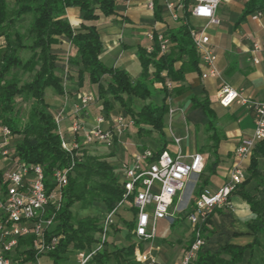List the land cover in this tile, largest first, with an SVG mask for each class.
<instances>
[{"label":"trees","instance_id":"obj_1","mask_svg":"<svg viewBox=\"0 0 264 264\" xmlns=\"http://www.w3.org/2000/svg\"><path fill=\"white\" fill-rule=\"evenodd\" d=\"M70 8H76L79 12L81 23L77 28H72L61 18ZM191 8L192 0H184L179 26L163 33L170 43L167 53L159 52L156 40L149 53L144 48L137 49L141 73L137 79H132L123 70L104 66L99 59L102 46L94 23L101 17H111L118 13L114 1L14 0L10 6L5 0H0V37L4 40L3 49L0 50V125L7 127L19 139L13 148L9 167L21 162L40 165L49 181L55 168L66 167L71 163L69 155L61 147L54 113L45 98V90L48 88L56 96L65 95L64 69L65 81L69 79L74 82L77 90L83 87L84 79L89 85L96 86L97 102L106 114L118 104L124 110V116L133 121L138 139L143 136L149 138L154 133L163 141L165 116L169 109L168 94L164 88L160 90L154 86L157 83L164 85L167 80L172 83L181 82L184 64L178 68L175 65L184 56L190 67L197 69L199 61L189 36V30L193 28L190 24ZM159 10L155 1L153 11L156 20L160 19ZM255 13H264V0L246 1L242 18ZM25 16H31V21L25 32L21 33L17 25ZM60 37L68 39L72 47V54L65 59L51 52ZM25 48L30 49L32 55L23 62L18 56V50ZM62 62L66 68L58 67ZM35 68L36 72L30 80L21 84L18 72H29ZM71 73L74 77L70 76ZM153 94L162 95V99L158 103L152 101ZM132 99L142 102V105L135 108ZM191 101L194 107L203 110L207 118L205 129L212 132L210 137L215 147L219 137L215 132L214 115L209 103L195 98ZM26 103L30 107L24 114L23 104ZM110 156L112 154L95 156L85 150L82 158L75 160L67 184L62 189L60 209L47 235V240L53 237L58 239L54 248L44 255L51 259L52 264H59L67 253L87 250L96 242L95 235L99 231L101 217L89 215L79 219L78 211L92 209L97 204L109 212L121 201L123 191L120 176L118 169L108 161ZM261 158H264V140L257 143L252 152L248 177L230 195H238L254 215L248 223L254 241L245 247L227 245L215 254H202L199 251L191 264H238L252 254L257 245L256 236L264 231V174L258 167ZM2 178L3 172H0V185ZM250 181L261 187L256 197L244 190ZM203 188V183H200L194 198ZM131 211L135 214L133 209ZM133 227L132 221L124 224L129 232ZM204 234L205 228L203 239ZM109 245L106 242L102 251L88 264H109L111 259L117 261L119 258L125 262L130 260L132 246L109 249ZM223 256H229L228 260ZM39 257L36 256L33 238L30 237L19 242L13 261L16 264L34 263Z\"/></svg>","mask_w":264,"mask_h":264},{"label":"crops","instance_id":"obj_2","mask_svg":"<svg viewBox=\"0 0 264 264\" xmlns=\"http://www.w3.org/2000/svg\"><path fill=\"white\" fill-rule=\"evenodd\" d=\"M10 6L14 0H5ZM247 0H220L216 10L218 25L208 24L203 19L191 18L190 24L195 28H204L209 37V45L216 56V66L221 73V79L202 80L200 74L203 71L198 62L197 69L193 70L184 56L176 63V67L182 64L184 67L183 80L173 83L171 102L169 108L174 112L170 125L167 124L165 116L164 140L154 139V133L147 141L136 139L132 141V134L136 132L134 128L129 129L120 137L118 143L112 151H106L103 147H98L99 152L106 151L112 154L108 159L110 162L124 160L130 156L128 146L133 148V152L139 146H148L153 141L152 149L165 147L173 150L170 135L183 136L187 132V139L183 142L185 154L199 153L204 158V171L200 175V183L204 188L216 191L221 188L228 178V171L232 163V152L239 140L251 135L253 131L254 111L252 107L232 104L227 108L221 107L218 103V92L224 82L236 91H242L250 102L264 100V50L254 53V43L264 41V13L261 16L252 14L242 18V10ZM118 13L111 17H101L94 24L98 29L101 42V53L99 56L102 64L108 68L120 69L128 74L132 79H137L141 73V65L137 57V49H146L151 44L146 35L150 32L165 33L167 30L179 26V21L174 22L170 17L169 10L160 1L156 0L159 7V20H156L154 11L146 8V0H133L125 5L124 0L116 1ZM61 18L66 20L72 28H77L81 20L76 8L66 10ZM51 52L58 57L65 59L72 54V47L68 39L59 38ZM256 59L257 63L253 60ZM65 68L64 62L58 65ZM60 74L59 72H56ZM74 77V74H70ZM65 95L60 97L51 94L50 110L57 114L64 107V119L60 126L66 139L70 134L67 128L70 124V117L73 114V105L77 102L78 94L96 95V86L86 85L78 89L71 80L63 82ZM158 95V94H157ZM159 101L162 95L157 96ZM192 98L209 103L215 121V132L219 141L213 147L211 140L212 132L206 131L207 118L203 110L194 107ZM158 101V102H159ZM157 102V103H158ZM94 108V109H93ZM104 117H125L124 110L114 105V109L109 113L101 108L98 102L89 105L82 114L88 128L93 124V118L99 113ZM62 127V128H61ZM107 126L104 124L103 128ZM132 152V153H133ZM131 153V154H132ZM104 155V153H101ZM210 155L212 156L211 164ZM251 157V156H250ZM250 158L244 162L243 169L245 178L248 177L247 169ZM258 167L264 174V158L258 160ZM199 183V184H200ZM244 190L252 197L258 196L261 187L254 181H250ZM185 208V210H184ZM180 212L176 220L171 224L168 220H160L155 226V235L152 240L141 241L135 235L124 228L128 221L126 213H132L128 207L125 213L117 217V231L108 236L109 249H122L132 246V254L129 261L119 258L117 261L111 259L109 264H138L135 256L149 254L155 261L154 264H180L187 246L192 242L190 225L185 226L186 215L191 210L189 203L187 206H177L174 208ZM172 209V210H174ZM170 214L171 210L169 211ZM104 207L95 204L92 209L78 211L77 218H84L89 215L103 216ZM134 217V214H133ZM254 215L249 206L238 195H232L228 199L227 206L216 209L210 219L204 234V245L200 252L202 254H215L221 248L230 245L234 247H245L254 241V236L249 229L248 223L253 220ZM121 224V225H119ZM115 228V227H114ZM257 245L250 256L244 258L238 264H264V231L256 236ZM169 253L170 249H174ZM228 260L229 256H223Z\"/></svg>","mask_w":264,"mask_h":264},{"label":"built area","instance_id":"obj_3","mask_svg":"<svg viewBox=\"0 0 264 264\" xmlns=\"http://www.w3.org/2000/svg\"><path fill=\"white\" fill-rule=\"evenodd\" d=\"M114 2L120 0H112ZM133 0H124L128 5ZM156 0H146V8L153 11ZM170 12L174 22L179 21L180 11L184 0H160ZM220 0H192L191 17L203 19L208 24L218 25L216 10ZM260 17L261 13H255ZM189 36L198 61L203 67L200 74L202 80L221 79V73L216 66V56L209 45V37L204 28H191ZM150 46L146 48L149 53L153 49V42L159 47V52L165 54L169 49L168 39L161 33L146 35ZM4 40L0 37V47ZM264 50V41L254 43L253 52ZM257 63V60H253ZM66 68V67H65ZM66 69H64V78ZM156 89H165L168 94L167 103L171 102L173 83L166 81L163 85L157 83ZM77 102L73 105V114L66 139L60 131L64 119V107L54 115V122L61 138V147L69 155L71 163L66 167L55 168L50 180L45 178L40 165L17 163L9 167L13 149L10 147L11 131L0 125V156L7 164L3 172L0 185V264H16L13 261L19 242L26 238H33V248L36 256H43L51 251L57 243V238L47 240V235L53 226L56 212L62 202V189L66 186L68 176L72 171L75 160L82 158L85 150L92 146H101L106 151H112L116 143L126 131L133 128V121L121 115L117 117H104L100 113L93 118V124L87 127L82 114L86 108L97 102V96L91 94H78ZM218 103L227 108L233 103L239 106L252 107L254 111L253 131L250 136L238 141L232 152V163L228 171V178L224 185L216 191L207 188L201 189L189 201L191 210L186 219L191 227L192 242L187 246L180 264H191L196 254L204 245L203 229L207 227L210 216L218 209L227 206L230 195L245 179L243 164L246 162L257 143L264 140V100L250 102L242 91H236L228 84L222 83L218 92ZM173 110L168 109L167 124L170 125ZM104 124L107 126L103 128ZM173 150L168 148L152 149L139 146L128 158L112 162L120 176V186L123 191L121 201L116 207L105 212L99 222V231L96 233V242L87 250L75 253L76 264H88L89 261L102 249L112 228L117 226L118 211L126 202L128 208L135 211L132 222L134 227L130 232L141 241L152 240L155 235L156 223L168 220L171 224L170 210L175 208L185 184L192 176H198L204 169V158L199 153L185 154L183 142L187 139V132L183 136L170 135ZM185 210V208H184ZM38 259V258H37ZM138 264H154L149 254L135 256Z\"/></svg>","mask_w":264,"mask_h":264},{"label":"rangeland","instance_id":"obj_4","mask_svg":"<svg viewBox=\"0 0 264 264\" xmlns=\"http://www.w3.org/2000/svg\"><path fill=\"white\" fill-rule=\"evenodd\" d=\"M224 5V4H220V7ZM30 21H31V16H25L24 18H22V20L19 21L18 25H17V29L22 33V32H25V30L28 28L29 24H30ZM28 44V43H26ZM3 49L2 47H0V50ZM32 55V51L28 48H25V49H19L18 50V56L20 57V59L24 62L26 60H28ZM36 72V68L31 70V71H19L18 72V78L20 80V83H25V82H28L31 78L32 75H34ZM86 85H89L87 80L84 79L83 81V87H85ZM82 87V88H83ZM53 93L52 89L48 88L45 90V98H46V101L48 103H50V96L51 94ZM54 94V93H53ZM55 95V94H54ZM158 95L157 94H153V97H152V101L154 102H158L159 99L157 97ZM132 105L135 107V108H139L141 105H142V102L136 100V99H132ZM22 104V103H21ZM24 105V114L27 113L29 107H30V104L29 103H26V104H23ZM117 107H119L118 104H115ZM94 109V108H93ZM62 128V127H61ZM132 141L136 140L137 139V135H136V132H134L132 134ZM66 136V135H65ZM154 139L157 140L158 139V135L157 134H154ZM148 139H150V137H146V136H143V140L147 141ZM152 139V140H154ZM150 141L149 142V145L150 146L149 148H153V141ZM19 141L18 138L14 137L12 135L11 137V140H10V147L11 149L14 148L15 144ZM98 147L100 146H92L90 148L87 149V152L91 155H95V156H107L109 155L106 154V151H103V152H99L98 150ZM133 152V148L128 146V153L131 155V153ZM101 153H104V155H102ZM211 160H212V156L210 155V162H208L209 166L211 164ZM108 161H110L108 159ZM10 163L8 161H4L2 158H0V172H4L6 169H7V164ZM10 166V164H9ZM200 183V179H198V176H192L191 179L185 184L182 192L180 193L179 195V200L175 203V207L177 206H187V204L189 203V201L191 200L192 198V193L194 191V189L196 188L197 185H199ZM128 206V203L126 202L125 206L120 208L118 213L120 215H123V213H125V209L127 208ZM81 211H86V210H81ZM171 213H172V216H171V219L174 221L176 220V218L178 217V215L180 214V212H177L175 209L172 210L171 209ZM133 214L130 212L126 213V219L128 221H131L133 219ZM121 225V224H119ZM184 225L187 226L189 225L187 219L186 221L184 222ZM117 229V226L115 228H112V233L115 234L114 230ZM173 251H175V248L174 249H170V252L169 253H173ZM27 264H52V261L50 258H48L47 256H40L37 261H35L34 263H27ZM59 264H76V257H75V252L73 253H67L66 255H64V259L59 263Z\"/></svg>","mask_w":264,"mask_h":264}]
</instances>
